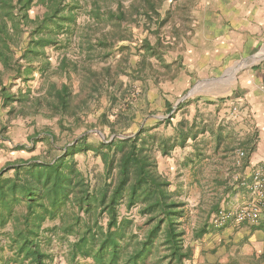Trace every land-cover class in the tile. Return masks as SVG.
<instances>
[{"label": "trees", "instance_id": "obj_1", "mask_svg": "<svg viewBox=\"0 0 264 264\" xmlns=\"http://www.w3.org/2000/svg\"><path fill=\"white\" fill-rule=\"evenodd\" d=\"M92 4L89 14L96 25L115 26L132 16L120 1L116 10H101L98 0ZM81 9V0H0V104L8 114L71 116L78 121L81 106L101 86V78L110 74L109 67L103 68L105 75L86 67L77 92L66 81H47L38 89L42 94L36 95L30 83L47 79L56 70L67 79L70 70L78 72L77 65L64 57L54 68L49 50L68 47ZM90 33L86 29L81 39L87 56L116 48L111 36L94 38ZM142 47L152 52L148 42ZM100 116L107 121L104 113ZM176 128L180 145L199 133L189 134L193 128L185 129L183 123ZM221 136L219 132L218 142ZM86 138L76 139L50 160L17 159L0 167V264H48L51 255L43 244L49 245L53 238L67 241L70 263L83 258L90 264H186L192 255L186 240L188 203L170 189V180L159 171L156 159V150L167 155L175 144L149 128L123 138L113 136L108 142L98 140L95 147ZM228 146H223L224 153H229ZM88 149L103 162L102 178L94 182L74 159V154ZM204 158L196 144L194 156L186 157V163ZM120 205L127 211L136 207L141 222L129 213L121 215ZM218 208L217 203L210 210L216 213ZM55 219L57 224L44 226ZM211 225L210 218V225L192 226L191 239L202 237Z\"/></svg>", "mask_w": 264, "mask_h": 264}, {"label": "rangeland", "instance_id": "obj_2", "mask_svg": "<svg viewBox=\"0 0 264 264\" xmlns=\"http://www.w3.org/2000/svg\"><path fill=\"white\" fill-rule=\"evenodd\" d=\"M118 1L123 10L132 16L113 26L110 22L96 25L89 14L92 0H81L82 9L68 47L49 50L54 68L64 57L77 65L78 72L70 70L67 79L56 70L47 79L36 78L30 83L36 95L42 94L38 89L45 86L47 81L57 84L66 81L77 92L86 67L99 71L101 75H105L103 68L109 67L110 74L101 78V86L88 98L87 104L81 106L78 121L71 116L62 118L60 115L27 113L12 116L0 104V167L17 159L35 157L50 160L84 135L88 144L95 147L98 140L108 142L113 136L125 137L133 135L140 128H149L157 137L169 138L170 143L175 144L167 155L156 150V159L159 171L170 180V189L188 203L190 217L189 226H186V240L189 242L192 240V226L197 228L203 223L210 225V218L215 214L210 208L214 204L218 203L219 210H230L226 207L231 205L232 195L227 193L235 184L240 185L233 171L234 153L226 155L223 149L215 147L212 133L200 141L197 133L195 139L190 136L184 145H180L176 127L183 122L184 128H189L184 122L185 117H189L190 106H196L199 102L208 106L213 104V100L219 103L228 100L235 85L236 72L257 61V54L264 49L246 60L237 57L216 75L205 70L188 71L199 53L198 43L191 40L196 36L191 24L196 25L198 18L190 14V10H197V3L189 0H98L103 11L116 10ZM34 12V8H31V17ZM86 29L91 31L94 38L111 36V44L116 48L111 52L100 51V54L95 50L87 56L89 52L81 45ZM145 41L152 46V52L142 47ZM192 89L193 92L183 98ZM83 94L86 95V92ZM200 96L209 99L200 100ZM169 106L171 111H168ZM102 113L107 121L101 118ZM193 131H198V128L190 129L189 134ZM228 140L224 138L223 141L228 143ZM195 143L205 153V158L199 163H186V157L194 156ZM74 159L92 182L102 178L103 162L97 152L83 150L74 154ZM227 185L229 189L225 191ZM119 210L121 215L131 214L137 223L142 220L136 207L127 211L124 205H120ZM58 221L48 220L45 227ZM68 240L72 241L73 236H69ZM43 247L51 255L48 264L91 262L78 258L70 263L68 243L60 238H53L49 245L43 244Z\"/></svg>", "mask_w": 264, "mask_h": 264}, {"label": "crops", "instance_id": "obj_3", "mask_svg": "<svg viewBox=\"0 0 264 264\" xmlns=\"http://www.w3.org/2000/svg\"><path fill=\"white\" fill-rule=\"evenodd\" d=\"M189 1L197 3V10H190L198 18L196 25L191 24L196 34L191 40L198 43L199 53L188 71L205 70L216 75L237 57L246 60L264 49V0ZM256 58L236 72L228 100H213L208 106L197 100L199 104L189 107L184 122L189 128H198L199 141L212 133L218 148L229 145L226 155L236 149L245 152L233 168L239 185L264 161V51ZM219 132L229 144L217 141ZM227 195H232V203L226 209L235 210L249 193L246 187L235 184ZM187 243L192 255L186 264H264V221L252 226L232 220L220 227L211 225L202 237Z\"/></svg>", "mask_w": 264, "mask_h": 264}, {"label": "built area", "instance_id": "obj_4", "mask_svg": "<svg viewBox=\"0 0 264 264\" xmlns=\"http://www.w3.org/2000/svg\"><path fill=\"white\" fill-rule=\"evenodd\" d=\"M244 156L243 150L236 149L234 163L240 164ZM240 185L246 187L248 198L235 210H218L211 217L213 226L220 227L229 220L250 226L264 221V161L251 171L247 179H241Z\"/></svg>", "mask_w": 264, "mask_h": 264}, {"label": "water", "instance_id": "obj_5", "mask_svg": "<svg viewBox=\"0 0 264 264\" xmlns=\"http://www.w3.org/2000/svg\"><path fill=\"white\" fill-rule=\"evenodd\" d=\"M192 92H193V89H192V90H190V91L187 93V95H185L183 98H185L186 96L190 95ZM183 98H182V99H183ZM118 137H121V138H123V136H118Z\"/></svg>", "mask_w": 264, "mask_h": 264}]
</instances>
